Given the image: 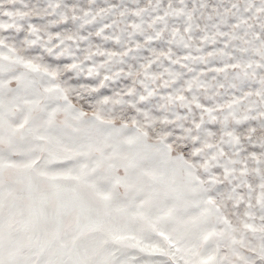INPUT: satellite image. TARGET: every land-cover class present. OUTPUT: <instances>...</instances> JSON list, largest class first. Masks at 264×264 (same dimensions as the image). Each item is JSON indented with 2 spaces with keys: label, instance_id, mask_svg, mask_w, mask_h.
Segmentation results:
<instances>
[{
  "label": "snow or ice",
  "instance_id": "6c2138e0",
  "mask_svg": "<svg viewBox=\"0 0 264 264\" xmlns=\"http://www.w3.org/2000/svg\"><path fill=\"white\" fill-rule=\"evenodd\" d=\"M0 264H264V0H0Z\"/></svg>",
  "mask_w": 264,
  "mask_h": 264
}]
</instances>
